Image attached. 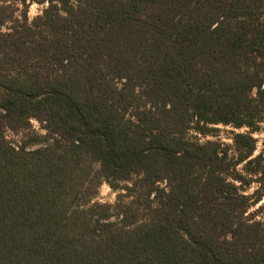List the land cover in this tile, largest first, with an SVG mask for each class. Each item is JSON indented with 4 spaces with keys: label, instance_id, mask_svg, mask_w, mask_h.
I'll list each match as a JSON object with an SVG mask.
<instances>
[{
    "label": "trees",
    "instance_id": "1",
    "mask_svg": "<svg viewBox=\"0 0 264 264\" xmlns=\"http://www.w3.org/2000/svg\"><path fill=\"white\" fill-rule=\"evenodd\" d=\"M17 1L0 0V264H264V0ZM218 125L248 131L190 136Z\"/></svg>",
    "mask_w": 264,
    "mask_h": 264
},
{
    "label": "rangeland",
    "instance_id": "2",
    "mask_svg": "<svg viewBox=\"0 0 264 264\" xmlns=\"http://www.w3.org/2000/svg\"><path fill=\"white\" fill-rule=\"evenodd\" d=\"M5 1H8L14 4L19 9V11L23 9L17 0H5ZM46 7H47V4H38L35 2L28 4L26 8V17L28 21L30 22L35 17L40 16L42 14V11ZM30 125H31V131L37 133L38 135L44 134V131L39 128V124L35 120H31ZM214 128H215V131L211 132L206 137L195 136L194 133H190V136L192 138L194 137L197 138L200 143H203L205 141H217L223 145L231 146L232 145V140H231L232 134L234 133L245 134L248 131L246 128L237 130L229 126H221V125L215 126ZM22 135L23 134L21 132L17 134L8 132L6 134L7 139L12 141L14 144L18 142L21 143V141H23V139H21ZM251 137L255 140V151L253 154L255 156L259 153V151L263 148V145H264V122L259 124V131L252 133ZM255 186H256L255 184H252L251 188L247 191V193H251L255 189ZM118 194L119 193L112 191L105 183H102L98 189L97 196L94 198L93 201L100 203V204L112 205L116 202ZM260 205H264V197L262 198L261 202L258 205L250 209L249 213L254 212ZM256 219L257 220L261 219V216L258 215Z\"/></svg>",
    "mask_w": 264,
    "mask_h": 264
}]
</instances>
